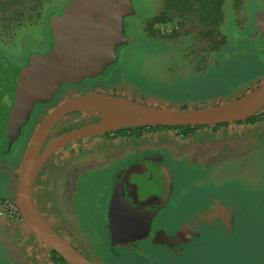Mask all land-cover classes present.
<instances>
[{
  "label": "rangeland",
  "instance_id": "374dc122",
  "mask_svg": "<svg viewBox=\"0 0 264 264\" xmlns=\"http://www.w3.org/2000/svg\"><path fill=\"white\" fill-rule=\"evenodd\" d=\"M69 1L43 0L39 17L0 39V57L17 64L30 53L50 48L47 11L57 13ZM162 6V0H128L132 10V16L126 18L128 42L118 48L117 61L101 76L85 80V89H70L61 98L100 91L163 108L192 110L229 102L264 79V37L254 24V15L264 9V0H244L240 10L225 0L221 35L206 39L200 34L202 27L187 15L182 19L169 14L170 19L147 29V22ZM222 38L224 42L218 43ZM58 87L50 92L46 103H55L63 95L66 86ZM95 118L99 117L71 113L54 133L63 126H84ZM37 121L33 114L9 153L0 154V188L9 167L19 166ZM261 127L264 130V124ZM240 129L228 131L236 136ZM97 135L103 137L102 133ZM250 136L233 142L235 147L194 144L175 153L167 146L124 150L125 143L89 136L63 147L49 162L44 159L35 178V204L52 228L68 235L72 243L82 242L100 264H149L153 258H164L168 250L159 238L163 235L167 241L168 233L176 234L183 228H192L191 243L179 256L178 264H264V133ZM111 152H130L131 156L98 161L108 153L112 160ZM137 160L164 163L172 176L169 201L159 211L140 210L148 217L136 223L118 219L116 211L109 218L105 208L112 175L124 172ZM149 174L143 173L142 179L157 193L161 189L159 178L156 173L152 177ZM85 176L86 181L77 184ZM118 220L124 221L130 232L122 240L110 235L109 243L108 224L115 225ZM138 222L153 227L151 240L140 242L144 235ZM138 240L133 249L123 247ZM9 245L10 241L3 243L0 238V264H20Z\"/></svg>",
  "mask_w": 264,
  "mask_h": 264
},
{
  "label": "water",
  "instance_id": "95a60500",
  "mask_svg": "<svg viewBox=\"0 0 264 264\" xmlns=\"http://www.w3.org/2000/svg\"><path fill=\"white\" fill-rule=\"evenodd\" d=\"M131 14L128 0H70L60 15L48 17L52 38L48 51L30 53L26 67L11 66L4 56L0 57V154L9 153L29 122L35 105L43 103L60 81L70 78L80 82L96 78L117 61L118 48L128 42L123 17ZM254 24L264 37V9L254 15ZM263 107L264 79L229 102L192 110L163 108L100 91L67 97L39 121L21 157L13 192L20 220L38 241L55 251L66 264H95L52 228L35 204V178L47 152L76 138L120 127H198L237 123L251 118ZM71 113L91 114L100 120L57 135L47 143L53 129ZM145 172H150L149 177L156 173L163 188L164 197L155 209L167 201L172 187L170 171L160 161L137 160L112 186L108 199L109 218L113 211L118 219L131 223L148 217L134 208L123 212L115 209L124 192L130 189L129 184L138 185L134 190L155 197L151 183L142 179ZM123 222L118 220L115 225L108 224L112 239L122 240L130 232ZM137 224L146 235L149 223Z\"/></svg>",
  "mask_w": 264,
  "mask_h": 264
},
{
  "label": "crops",
  "instance_id": "0c3cea01",
  "mask_svg": "<svg viewBox=\"0 0 264 264\" xmlns=\"http://www.w3.org/2000/svg\"><path fill=\"white\" fill-rule=\"evenodd\" d=\"M100 120L98 118L96 121ZM94 121V122H96ZM264 122H257L253 125L249 124H230L228 126H224L221 128H212V127H203L196 129L192 135L188 138H182L179 134L175 133L171 129H159V130H144L138 135L133 136H122L116 137L114 139H108L115 142H121L127 144L124 147L128 150H132L136 148L137 150H142L145 148H150L151 150L157 149L160 147H168L172 149L173 152H177L178 150H183L185 148H189V146L194 144H202L204 147L206 145H224L227 148L235 147L234 143H240L246 140V136L250 135V137L259 135L264 133L261 125ZM241 129L236 132V136H234L233 131H228V129ZM227 134V135H223ZM65 135V134H64ZM85 137L76 138L62 146L54 148L53 150L47 152L45 161L49 162L56 154L57 151L61 150L63 147L75 143L80 139H87ZM91 139L96 138L97 140H101L99 135L95 134L90 137ZM233 139V140H232ZM130 143V146L128 144ZM183 148V149H182ZM209 149V148H208ZM111 150V149H110ZM112 151V150H111ZM113 156L112 160L109 158L108 153L107 156L104 155V159H98V161H106L110 160L117 161L121 159H129L131 156L130 152H111ZM122 154V156H121ZM18 165L12 164L9 167V171L6 173L5 184L4 187L0 188V197H13L16 175L18 173ZM80 182H85L87 176L81 177ZM53 183V182H52ZM35 194V193H34ZM0 238H2L3 243L8 240L10 241V245L8 248L12 250L13 253H16V256L20 258V264H62L58 262H54L51 258L50 250L46 248L44 244L38 241L26 228V226L21 222V220L11 221L6 218L0 217ZM12 241V242H11ZM23 242V243H22Z\"/></svg>",
  "mask_w": 264,
  "mask_h": 264
},
{
  "label": "trees",
  "instance_id": "16d2710c",
  "mask_svg": "<svg viewBox=\"0 0 264 264\" xmlns=\"http://www.w3.org/2000/svg\"><path fill=\"white\" fill-rule=\"evenodd\" d=\"M163 6L162 10L155 15L152 19L147 22L146 28L150 29L153 24L170 19L169 14L177 15L182 19H187L186 15L194 22L202 27L200 34L203 38L208 36L221 35L220 27L224 19L223 5L225 0H162ZM232 6L236 10H240L243 7L244 0H231ZM43 0H0V39L11 35L15 32L17 27L23 25L27 21H31L40 16L42 12ZM54 12L51 10L47 11L46 22H48V16ZM49 38L50 26L47 24ZM224 39L218 43H223ZM74 80L68 78L63 80V82ZM115 95V94H113ZM94 122V120L89 121V123ZM257 122H264V111L260 110L251 118L245 121L237 123H227L212 126H178V127H120L115 128L102 133L103 137L116 138L122 136H135L143 132L144 130H159V129H171L177 131L182 138H188L192 133L203 127L221 128L228 126L230 124H249L253 125ZM88 124V123H87ZM76 127H64L61 128L56 133L52 134V137L60 135L62 133L68 132ZM51 258L54 262L66 264L65 261L53 250L50 249Z\"/></svg>",
  "mask_w": 264,
  "mask_h": 264
},
{
  "label": "flooded vegetation",
  "instance_id": "af4514ba",
  "mask_svg": "<svg viewBox=\"0 0 264 264\" xmlns=\"http://www.w3.org/2000/svg\"><path fill=\"white\" fill-rule=\"evenodd\" d=\"M63 10V7L62 9H60V11H58L57 13L54 11V13H56L57 15H60L61 12ZM53 14V13H52ZM51 15V14H50ZM49 15V16H50ZM48 16V17H49ZM132 15H129V16H126L123 20H124V27L126 29V18L127 17H131ZM52 46V38L50 37V48ZM50 48H48L47 50H45L44 52L48 51ZM42 52V53H44ZM28 56V55H27ZM6 58V57H5ZM7 59V58H6ZM8 60V59H7ZM9 61V60H8ZM26 62H27V58L26 59H22V62H19L17 64H11V66H23V67H26ZM87 80V79H85ZM80 81V82H70V81H60L56 86H54L50 92L52 90H54L58 85H59V90L61 89V86L62 85H65L66 86V89H65V92L63 93V95L59 96V99L58 100H55V103H46V101L48 100V98L43 101V103H40V104H36L35 107L33 108L32 112H31V115H30V119L32 117V115L34 114V116L36 117V120H38L35 124V126L39 123V121L45 116V114L50 111L54 106L55 104H58L60 101H62L63 99L61 98L62 96H64L66 94V92H69L70 89H74V90H79V89H85V87L83 86V83L84 81ZM91 88V87H89ZM50 92H49V95H50ZM59 92V91H58ZM48 95V97H49ZM67 98V97H66ZM65 99V98H64ZM53 104V105H52ZM37 107V108H36ZM47 107H48V111H47ZM74 114V113H72ZM29 119V120H30ZM98 118H95V119H92L94 121H96ZM60 124V123H58ZM58 126V125H57ZM57 126L55 127V129L57 128ZM65 126L61 127V128H64ZM60 128V129H61ZM52 131L49 139L52 137V134H54V130ZM59 129V130H60ZM58 130V131H59ZM175 133H178L177 131H174ZM107 138V137H105ZM107 139H114V138H107ZM135 162V161H134ZM161 162V161H160ZM130 164V163H129ZM128 164V165H129ZM129 167V166H128ZM126 170L127 168L124 170V172L122 173H118V172H115V175H112V183L114 184L115 181H117L120 177L126 175ZM171 174V173H170ZM111 177V176H110ZM172 177V176H171ZM157 178H155L156 180ZM158 180V179H157ZM132 182H134V180H131ZM157 182V181H156ZM113 184L110 186V189L108 191H110L109 193V196L111 194V191H112V186ZM77 184H74L73 186H76ZM130 187V189H128L127 191L124 192V195H125V198L124 200L125 201H128L127 203L123 200V202H125V205H123L124 203L122 202L120 205H115V209L117 208V211H120V212H123V211H131L134 207V208H137V210H145V209H152V208H156V204H158V202L160 200L163 199L164 197V194H163V188L160 189V192L159 194L153 192V194L155 195V197L152 195V196H149V195H145V194H142L140 192H138L137 190H134L135 188H137L136 186L138 185H133V184H129L127 185ZM171 192H172V187H171V190H170V194H169V197L167 199L166 202L163 203V205H161V209L168 203L169 201V198H170V195H171ZM35 196V194H34ZM157 196V197H156ZM158 198V199H157ZM109 199V198H108ZM108 199L106 201V208L105 210H108ZM151 205H153L151 207ZM102 208V207H101ZM160 208L158 209V211L160 210ZM101 211V210H100ZM158 213V212H157ZM191 229L192 228H183L182 230H180L179 232H177L176 234L175 233H168L167 235V241L165 239H163V235H162V239L159 238V242L163 243L165 245V248L168 250L166 251V255L164 256V258H159L157 257L156 259H152V262L149 263V264H178V258L180 255H182L185 251H187V247L186 246H189L190 243H191ZM56 230V229H55ZM57 231V230H56ZM67 231V230H66ZM58 232V231H57ZM68 232V231H67ZM59 233V232H58ZM69 233V232H68ZM154 233V230H153V227L150 226V230L149 232L146 233V235H144V237L142 238V240H138V241H133V242H126L124 244V248L125 249H130V247L133 249L137 244L138 242L140 241L141 243L143 241H146V240H151V235ZM66 241H68L71 245H73L75 248H77L79 251H81L85 256H87L90 260H92L95 264H100L98 259H94L92 256H90L89 252L85 250L84 246L82 245V242H80L79 240L76 241V243H72L69 238H68V235L66 237V235L64 234H61L59 233ZM110 235H111V238L113 237V235L111 234V231L109 230V227H108V238H109V243L111 242V239H110ZM83 250H82V248Z\"/></svg>",
  "mask_w": 264,
  "mask_h": 264
},
{
  "label": "built area",
  "instance_id": "2783aa9c",
  "mask_svg": "<svg viewBox=\"0 0 264 264\" xmlns=\"http://www.w3.org/2000/svg\"><path fill=\"white\" fill-rule=\"evenodd\" d=\"M0 217L11 221L20 220L18 208L13 197H0Z\"/></svg>",
  "mask_w": 264,
  "mask_h": 264
}]
</instances>
